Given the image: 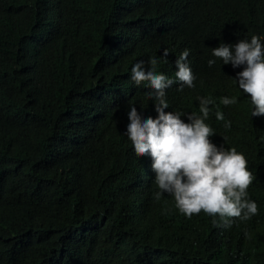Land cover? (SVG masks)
I'll return each instance as SVG.
<instances>
[{"label":"trees","instance_id":"obj_1","mask_svg":"<svg viewBox=\"0 0 264 264\" xmlns=\"http://www.w3.org/2000/svg\"><path fill=\"white\" fill-rule=\"evenodd\" d=\"M253 35L264 42V0H0V264H264V116L235 82L244 66L212 56ZM185 49L195 87L166 89L165 112L188 123L211 98V142L256 177L258 214L227 228L157 200L126 135L131 107L157 117L133 65L156 58L175 80Z\"/></svg>","mask_w":264,"mask_h":264},{"label":"clouds","instance_id":"obj_2","mask_svg":"<svg viewBox=\"0 0 264 264\" xmlns=\"http://www.w3.org/2000/svg\"><path fill=\"white\" fill-rule=\"evenodd\" d=\"M167 49L160 59L167 63ZM189 50L185 49L176 59V79L166 77L155 71L158 63L153 58L151 70L145 71L143 61L131 68V79L139 86L148 82L153 90L148 95L154 98L157 117L142 118L133 106L128 112L129 124L126 135L131 141L137 157L149 156L155 184L159 191L168 193L175 206L187 218L201 212L213 217L215 226L230 227L232 220L247 221L258 214V205L248 198V188L256 177L248 169L246 157L235 148L225 150L214 145L210 137L213 129L205 123L210 114L211 98H199L200 116L191 114L185 123L178 112H165L169 108L166 102V89L179 82V88L195 87L196 79L187 63ZM212 56L224 65L231 64L235 69L244 66L237 74L238 88L251 101L252 117L264 116V42L253 35L250 40H240L235 46L224 45L212 49ZM215 60L208 61L209 67ZM225 106L237 103L236 98L224 97ZM217 120H224L223 113L216 112ZM226 128L231 122L225 123Z\"/></svg>","mask_w":264,"mask_h":264}]
</instances>
